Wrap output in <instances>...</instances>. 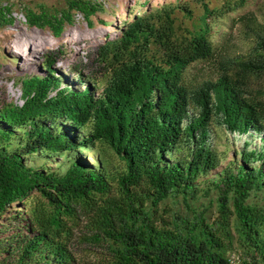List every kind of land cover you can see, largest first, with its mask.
Masks as SVG:
<instances>
[{
  "label": "trees",
  "instance_id": "trees-1",
  "mask_svg": "<svg viewBox=\"0 0 264 264\" xmlns=\"http://www.w3.org/2000/svg\"><path fill=\"white\" fill-rule=\"evenodd\" d=\"M27 1L0 0V28L17 2L56 39L105 11ZM250 1H145L66 73L57 64L73 52L46 53L19 80L23 103L0 86V264H83L77 228L104 264H264V14L211 36Z\"/></svg>",
  "mask_w": 264,
  "mask_h": 264
},
{
  "label": "rangeland",
  "instance_id": "rangeland-1",
  "mask_svg": "<svg viewBox=\"0 0 264 264\" xmlns=\"http://www.w3.org/2000/svg\"><path fill=\"white\" fill-rule=\"evenodd\" d=\"M98 1L103 3L105 11L94 17L95 28L90 29L83 16L77 14L75 24L72 26L68 25L64 29L60 39H56L49 29H41L27 25L25 16L20 9V6L23 4L17 2L19 7H14L11 14H9L13 18V23L0 28V86H5L8 98L18 104L23 103L19 80L27 72L37 69V65L46 53L61 45H64L68 50L72 51L73 56L70 59L57 64V67L66 73L71 64L78 59H84L90 49L96 48L99 44L105 42L108 36L114 38L118 34L119 27L128 18H132L133 15L129 14V12H141L142 8L139 4L148 1L150 5L160 6L166 0ZM208 1L212 7H219L226 0ZM27 3L33 7L44 3L60 8L65 5V0H30ZM249 10H260L261 14H264V0L250 1L245 7L228 12L224 17L216 20L211 29L212 39L218 42L224 32L227 31V28L231 27L232 20L240 17ZM196 13L193 19L186 18L179 20V26L182 27L180 32L186 26L193 27L199 20L200 8L196 9ZM237 34L238 27L234 30V35L237 36ZM199 66H202V64H199ZM199 66H196L192 70V73H198ZM78 152L82 154V159L89 165H95L96 153L81 149ZM54 160L55 162H60L64 160V157H56ZM21 206L22 203L13 204L11 213L21 210ZM82 234V230L77 228L73 240V247L78 258L83 264H104L103 257L105 255L102 253V250L97 247L92 248L86 243H83V240L80 239Z\"/></svg>",
  "mask_w": 264,
  "mask_h": 264
},
{
  "label": "built area",
  "instance_id": "built-area-1",
  "mask_svg": "<svg viewBox=\"0 0 264 264\" xmlns=\"http://www.w3.org/2000/svg\"><path fill=\"white\" fill-rule=\"evenodd\" d=\"M229 264H246L244 258L237 253L230 255Z\"/></svg>",
  "mask_w": 264,
  "mask_h": 264
}]
</instances>
